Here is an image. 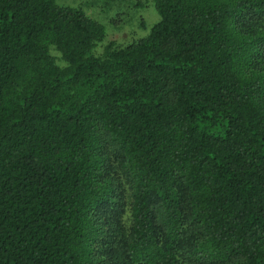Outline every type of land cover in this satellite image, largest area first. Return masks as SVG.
I'll return each instance as SVG.
<instances>
[{
	"label": "trees",
	"instance_id": "obj_1",
	"mask_svg": "<svg viewBox=\"0 0 264 264\" xmlns=\"http://www.w3.org/2000/svg\"><path fill=\"white\" fill-rule=\"evenodd\" d=\"M153 1L0 0V264H264V0Z\"/></svg>",
	"mask_w": 264,
	"mask_h": 264
},
{
	"label": "rangeland",
	"instance_id": "obj_2",
	"mask_svg": "<svg viewBox=\"0 0 264 264\" xmlns=\"http://www.w3.org/2000/svg\"><path fill=\"white\" fill-rule=\"evenodd\" d=\"M61 5L82 7L85 12L102 23L105 39L98 43L93 54L100 56L109 44L123 47L149 34L159 20L153 0H56ZM59 64H64L61 54L52 48ZM126 227L131 224L130 210L124 215Z\"/></svg>",
	"mask_w": 264,
	"mask_h": 264
}]
</instances>
